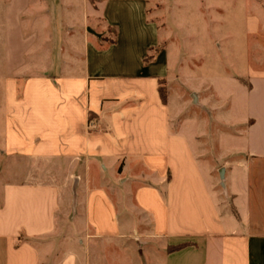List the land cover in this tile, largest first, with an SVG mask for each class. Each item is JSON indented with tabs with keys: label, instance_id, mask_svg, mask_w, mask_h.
Returning a JSON list of instances; mask_svg holds the SVG:
<instances>
[{
	"label": "crops",
	"instance_id": "1",
	"mask_svg": "<svg viewBox=\"0 0 264 264\" xmlns=\"http://www.w3.org/2000/svg\"><path fill=\"white\" fill-rule=\"evenodd\" d=\"M148 4L0 0V264H264V74L218 77L239 116L206 78L193 112ZM94 176L125 180L129 215Z\"/></svg>",
	"mask_w": 264,
	"mask_h": 264
},
{
	"label": "rangeland",
	"instance_id": "2",
	"mask_svg": "<svg viewBox=\"0 0 264 264\" xmlns=\"http://www.w3.org/2000/svg\"><path fill=\"white\" fill-rule=\"evenodd\" d=\"M216 1L218 0H149L147 14L159 26L161 38L157 47L165 48L170 55L171 93L197 113L199 104L194 90L198 88L203 93L207 90L200 88L203 80H214L221 84V89L226 93V104L229 105L226 107L227 117H237L241 114L239 91L229 81L224 84L219 82L218 77L221 78L224 74L227 77L231 74L238 75L246 67L255 73L264 74V0ZM91 25L98 28L101 23L92 20ZM111 36V29H108L105 40L108 41ZM21 83L22 77L18 79V90ZM166 87L163 85L165 93ZM51 166L56 167L57 162L51 163ZM54 173L57 175L56 171ZM93 180L97 186L102 185L106 190L117 216L123 217L131 213L133 198L131 193L123 190L125 180L114 184L97 176ZM75 189L76 186L68 194L72 197L71 206L74 205L70 211L67 210L70 217L83 211L82 203L78 204ZM134 215L138 218L142 216L138 212H134ZM139 228L143 231L145 226L141 225ZM21 240L19 238L18 243ZM93 243V249L105 254H109V248L117 247L114 244L109 246V240ZM101 259L99 264H105L106 257Z\"/></svg>",
	"mask_w": 264,
	"mask_h": 264
},
{
	"label": "trees",
	"instance_id": "3",
	"mask_svg": "<svg viewBox=\"0 0 264 264\" xmlns=\"http://www.w3.org/2000/svg\"><path fill=\"white\" fill-rule=\"evenodd\" d=\"M111 31H112V34H113V38L111 40H109V43L114 42V35L116 34V31L114 29H111ZM159 92H160L161 99L163 101H165V99H166V93L164 91L163 86H160ZM178 247H181V245H179ZM169 249H175V247L174 248L172 247V248H169Z\"/></svg>",
	"mask_w": 264,
	"mask_h": 264
}]
</instances>
